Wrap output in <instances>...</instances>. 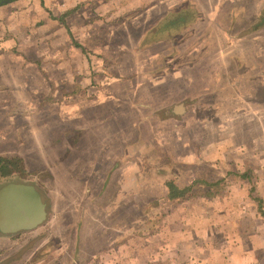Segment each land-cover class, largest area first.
Returning <instances> with one entry per match:
<instances>
[{
  "label": "rangeland",
  "instance_id": "1",
  "mask_svg": "<svg viewBox=\"0 0 264 264\" xmlns=\"http://www.w3.org/2000/svg\"><path fill=\"white\" fill-rule=\"evenodd\" d=\"M255 2L114 0L113 8L108 10V6L102 7L101 1H81L73 13L65 16L67 26L58 18L61 13L55 5H50L51 9L44 7L48 22L38 27L32 25L28 45L31 55L39 56L40 50L46 60V63L42 60L44 69L40 70L47 75L51 88L57 81L55 76L59 77L66 69L71 70L69 48H65L64 41L72 42L73 38L80 45L78 48L72 42V46L79 51L80 77H84V72L105 75L107 81L113 80L110 87L117 94L133 88L140 89L142 95H119L120 98L112 103L117 104L120 99V105L128 106L131 100L137 108L131 120L128 116L124 122L125 139L128 148L138 149L137 152L142 155L139 163L145 175L140 178L142 189L126 193L117 208H114L115 202L109 196L106 200H97L104 191L94 192V195L99 194L96 202L95 198L88 199V193L84 191H72L71 183L75 180H71L73 177L70 175L54 178L47 170L3 175L0 177V233H9L10 237L0 245V264H198L195 251L201 245L204 247V242L207 249H213L215 242L220 241L218 234L221 230L232 234L236 229L235 236L240 239L239 234L247 238L245 233L252 235L258 228L264 227L259 222V219H264V97L253 105L241 94L238 100L231 101L236 86L223 80L214 85L210 83L212 66L215 67L211 63L215 61L214 57H219L221 51L224 53V48L233 46H236L235 55L244 45L240 40H234L233 45L226 42V34L238 33L240 36L243 33H240V26H230V20L234 23L237 19H244L246 24L250 19L247 10L241 12L242 16H236L235 11L250 7L257 13L261 6L264 7V0ZM186 4H189L188 8ZM169 7L181 9L179 13L187 18L188 14L191 16L185 27L191 33L185 39L175 36L176 45L172 48L173 52L170 50L173 57H163L171 47L168 42L153 44L147 52L135 50L142 30L150 27L156 17ZM126 8L128 13L122 14V9ZM103 9L107 10L104 12ZM182 9H185L184 12ZM169 18H163L160 23H168ZM44 24L45 31L42 30ZM213 25L221 26L217 29ZM66 29H73L70 30L71 35ZM159 32L157 29L156 34ZM152 35L155 33L146 35L148 45ZM262 36L263 33L258 39ZM184 45L197 50L193 56L197 55L195 60L198 62L191 70L192 75L200 66L204 67L205 73H201L200 81L196 76L197 81L186 89L182 80L171 77L174 72L168 69L173 63L175 68L179 67ZM230 51L224 55L226 58L230 57ZM87 58L89 62L85 60ZM263 58L264 55L258 54L254 60L260 70ZM235 68L233 66V70ZM28 70L32 71L31 76L38 72L32 66ZM105 81L95 79L89 85L99 86ZM32 82L36 84V81ZM204 84L210 85L209 88L216 92L221 107L218 111L210 110L214 109L210 107L213 98L210 94L203 97L207 98L208 104H199L197 96ZM87 85L85 80L79 79V91L89 87ZM244 89L248 90L245 86ZM64 96V105H69L75 98L67 94ZM80 97L83 96L80 94ZM58 99H62L60 94L51 97L49 102H58ZM177 104L181 108L176 118L158 123L154 121L155 108L160 106L171 111V107L175 110L179 106ZM113 108L115 110L117 106ZM54 109L53 106L52 110L46 111L47 122L53 121ZM162 112L166 111L158 114L160 118L166 116ZM56 114L64 117L59 112ZM150 172L157 173V177L154 178ZM244 172L248 175L246 178L240 175ZM128 178L134 181L133 175ZM198 178L210 181L223 178L221 189L214 196H208L206 191L209 187L197 183L178 198L170 197L167 181H174L180 189ZM20 182L34 187L37 201L32 195L30 200L26 199L20 188L15 193L1 190L5 185ZM56 187L63 189L56 191ZM112 194L116 192L112 191ZM19 198L24 202L21 207ZM258 202L261 203V210ZM102 204L106 206L98 208ZM102 210L111 213L100 223L94 218ZM36 211V218L41 216V221L32 228L4 231L22 215L27 216L22 221L32 220ZM122 216L123 219H119ZM182 225L186 227L183 228V236L178 231ZM179 235L185 236L182 247H178ZM180 249H185V253Z\"/></svg>",
  "mask_w": 264,
  "mask_h": 264
},
{
  "label": "crops",
  "instance_id": "2",
  "mask_svg": "<svg viewBox=\"0 0 264 264\" xmlns=\"http://www.w3.org/2000/svg\"><path fill=\"white\" fill-rule=\"evenodd\" d=\"M81 1L90 0H14L0 5V155L8 158H20L25 170L29 172L47 170L54 178L70 175L71 178L73 177L71 180H75L71 183L72 187L70 189L72 191H84L88 193L87 198L90 200L95 198V202L98 193L104 191L106 193H103L97 200L103 201L109 196L115 202L114 208H117L120 207V201L125 199L126 193L130 192L131 194L142 189L143 183L140 178L142 179L145 173L141 170L142 166L139 163L142 155H139L138 149L128 148L125 139L126 126L124 122L128 116L131 120V116L136 113L134 109L137 108L131 100L129 102L131 104H128V106L126 104L120 105V99L116 102L117 104L112 103V101L114 102L119 95L127 97L142 95L139 93L141 92L140 89L133 88L124 91L123 94H117L110 87L113 80L107 81L105 75L96 76L88 71V74L84 72V77H80L78 71L79 51L76 48L80 47L74 44L71 37L76 47L72 46L71 41H64L65 48H69L68 59L71 63V70L66 69L59 77L55 76L57 81L53 85L54 88H51V83L47 81V75L40 70L44 69L42 62L46 63V60L42 58L40 50L39 56L31 55L28 45L32 25L38 27V25L41 26V23L46 24L48 22L45 6L51 9L50 5H55L62 15L65 11L78 6ZM92 1H101L102 7L108 6V10L113 8L112 3L114 0ZM253 3H256L255 0H253ZM188 5L186 4V8H188ZM103 10L105 12L107 9ZM182 10L184 12L185 9ZM240 10V12H238L239 9L235 11L236 16H242L241 12L247 10L250 19L246 24L243 23L244 19H237L234 23L231 19L229 25H234V28L240 26L242 28L240 33H243L240 36L238 33L235 35L226 34V42L233 45L234 40H238V42L240 40L245 45V50L243 45L241 49L237 50L241 53L237 52L234 55L236 46L228 47L224 48V53L221 51L219 57H214L215 61H211V63H214L215 67L212 66L213 70L210 78L212 82L210 83L214 85L219 80H223L230 83L231 86H236V93L234 96L232 95L231 101L238 100L241 94L243 97L246 96L247 101L253 105L260 102L261 97H264V64H261L262 68L260 70L254 62L258 54L264 55V24H258L262 14L264 16V7L261 6L257 13L254 8L250 9V7ZM128 11L127 8L122 9V14H127ZM220 11L222 13L224 10ZM73 12L71 11V13ZM179 12H182L181 9H176V7L166 8L156 17L150 27L142 30L140 43H138L135 50L142 52L153 44L159 45L162 42H168L171 47L167 53L163 54V57H173L171 51L176 45L175 36H180L179 39H183L191 33L185 29L186 24L191 20V16L188 14L187 18L185 14ZM217 12L215 14L218 15L219 12ZM228 14L231 13L228 12ZM177 15H182L185 18L181 26L175 28V25H172L173 29L165 30L166 32L162 34H156V30L165 25L160 23L161 20H164L163 18L170 17L169 22H174ZM36 20L38 22L34 23ZM192 21L198 20L193 19ZM45 24L43 31L46 29ZM63 25L67 26L66 23ZM213 26L220 29L218 27L221 25ZM69 30L72 31L73 29ZM148 33H155V35L150 36V41H148L150 45L145 41ZM262 33V39H258ZM46 43L47 39L45 38ZM195 49L191 50L184 45L180 53L182 61L178 64L179 67L175 68V63L168 66V69H172V72H174L171 77L182 80L184 89L193 86L197 81L196 76H199L200 81L202 79L201 73L205 74L203 73V66L196 69L194 76L191 73L198 62L195 60L197 55L193 56L197 52ZM229 50H232L230 51V57L226 58L224 55H227L226 53ZM130 51L132 52L131 49ZM85 60L89 62V58ZM262 62H264V58ZM73 63H75L74 66ZM31 66L35 70L38 69V72L34 73L33 76L30 73L32 71L28 70ZM233 66L236 67L234 70ZM79 79L81 81L85 80L88 85L90 81L94 82L95 79L106 81L99 84V86L89 85L85 90L79 91ZM32 80L36 81V84ZM242 80H244V83H242ZM206 81L208 82L209 78ZM209 86L204 84L202 89H199L201 92L197 96L198 102L202 106L208 104L207 98L203 97L210 94L213 96L210 107L214 108H210V110L218 111V109H221L220 104H218V96L213 91L214 89H210ZM244 86L248 90L244 89ZM189 93L191 94V89ZM59 94L62 99H58V102H49L51 97L53 98V96ZM65 94L75 97L68 103L69 105L63 104ZM80 94L83 96L82 98ZM53 106L55 109L52 112H55V117L53 121L47 122L45 120L46 111L52 110ZM115 106H117V109L113 110ZM172 108L171 111H167V108H161L160 106L155 108L154 121L158 123L160 120L174 118L178 113L177 111H180L181 106L179 105L175 110ZM150 110L152 111V108ZM162 110L166 111L162 112L166 116L160 118L158 114ZM57 112L64 117L58 116ZM133 126L135 125L133 124ZM154 173L152 174L155 178L157 173ZM132 175L134 181L128 178ZM56 183L58 184V182ZM165 188L166 193H168V188ZM62 189L55 188L56 191H62ZM96 191L98 193L94 195ZM112 191H115L116 194L113 195ZM87 202L89 203V201ZM105 206L102 204L98 208ZM110 213L102 210L94 219L101 223L103 219L109 218ZM114 214L116 215V213ZM123 216L119 219H123ZM228 220L231 222V219ZM259 222L264 225V219H259ZM183 228H186L185 225L178 229L182 236L185 234ZM236 233V229L232 234L221 230L218 234L220 241L215 242L213 249H207V244L204 242V247L201 245L198 251H195L198 255V264H264V227L258 228L252 235L245 233L247 238H242L239 234L240 239H237ZM179 236V244H177L178 247H182L185 236ZM7 237H10L9 233H0V245L6 242L4 240H8ZM182 250L185 253V249L179 251L182 252Z\"/></svg>",
  "mask_w": 264,
  "mask_h": 264
},
{
  "label": "trees",
  "instance_id": "3",
  "mask_svg": "<svg viewBox=\"0 0 264 264\" xmlns=\"http://www.w3.org/2000/svg\"><path fill=\"white\" fill-rule=\"evenodd\" d=\"M2 1V0H0ZM14 0H7V2L3 3L2 5L4 4H7V3H10ZM76 8V6L73 8V9H69L67 11H65L64 13H62V15L60 17H58L60 19V21L65 24V16L67 14H69L71 11H73L74 9ZM183 20H185L184 16L182 15H177L175 17V21L174 22H168V23H164L165 25L164 26H160V32L159 33H163V32H166L165 30H171V27H173L172 25H175V28L178 27V26H181V24L183 23ZM258 24H264V16L262 14V16L260 17V21ZM174 28V27H173ZM68 31V34L71 35L70 33V30L67 29ZM74 44L76 46H80L79 44L76 43V41L72 38ZM17 171H22V172H25V168H24V165H23V162L20 158H8L6 156H1L0 155V177H2L3 175L5 176V174H8V173H14V172H17ZM242 177L246 178L248 175L244 172L242 174H240ZM223 181V178H219L217 180H213V181H210V180H206V179H201V178H198V179H195L194 181H192L191 184L183 187V188H178L174 181L173 182H166V185H168V187L170 188V197L171 198H178V196L180 194H183L189 190H191V188L193 187V185L197 184V183H202L206 186L209 187V190L206 191V194L208 196H214L216 194L217 191H219L221 189V185L220 183ZM214 189V190H213ZM258 208L259 210H261V203L258 202Z\"/></svg>",
  "mask_w": 264,
  "mask_h": 264
},
{
  "label": "water",
  "instance_id": "4",
  "mask_svg": "<svg viewBox=\"0 0 264 264\" xmlns=\"http://www.w3.org/2000/svg\"><path fill=\"white\" fill-rule=\"evenodd\" d=\"M7 2V0H2L0 1V5H2L3 3ZM17 188H20L21 189V192H23V196H26V199H31V195H32V198L36 199L37 201V196H36V190L34 189V187L32 185H29V184H8V185H5L3 186V188L1 190H4V191H7L9 193H15L18 191ZM19 203H20V207L21 205L24 203L23 202V199L22 198H19ZM25 203H26V200H25ZM19 207V208H20ZM19 208L17 209L19 211ZM21 213V212H20ZM26 213V212H25ZM37 214L38 212L36 211V214L34 216H32V220L30 221H22L21 219H27V216H23L22 214V218L20 219H16L15 223H12V226L8 228V230H4V231H16L18 229H21V228H32L36 223L40 222L41 219L40 217L36 218L37 217ZM1 228H2V225H0Z\"/></svg>",
  "mask_w": 264,
  "mask_h": 264
}]
</instances>
